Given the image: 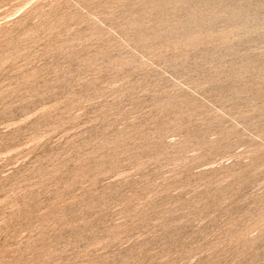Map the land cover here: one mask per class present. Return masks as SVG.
I'll list each match as a JSON object with an SVG mask.
<instances>
[{
	"label": "rangeland",
	"instance_id": "374dc122",
	"mask_svg": "<svg viewBox=\"0 0 264 264\" xmlns=\"http://www.w3.org/2000/svg\"><path fill=\"white\" fill-rule=\"evenodd\" d=\"M0 264H264V0H0Z\"/></svg>",
	"mask_w": 264,
	"mask_h": 264
},
{
	"label": "bare ground",
	"instance_id": "6f19581e",
	"mask_svg": "<svg viewBox=\"0 0 264 264\" xmlns=\"http://www.w3.org/2000/svg\"><path fill=\"white\" fill-rule=\"evenodd\" d=\"M255 5V4H254ZM262 17V16H261ZM248 23V22H247Z\"/></svg>",
	"mask_w": 264,
	"mask_h": 264
}]
</instances>
